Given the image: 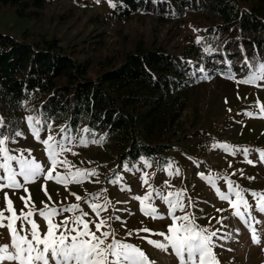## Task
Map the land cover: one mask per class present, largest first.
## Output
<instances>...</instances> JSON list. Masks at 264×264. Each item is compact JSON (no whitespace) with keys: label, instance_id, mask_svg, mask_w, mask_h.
<instances>
[{"label":"trees","instance_id":"trees-1","mask_svg":"<svg viewBox=\"0 0 264 264\" xmlns=\"http://www.w3.org/2000/svg\"><path fill=\"white\" fill-rule=\"evenodd\" d=\"M59 1L62 0H0V4L13 8L20 19L36 20L43 8ZM142 15L158 16L165 23L199 16L197 23L201 22L200 18L204 21L198 27V36L203 38L202 44L214 51L206 53L196 40L177 54L163 46H138L121 63L107 59L93 78L89 75L91 63L73 60L54 39L31 43L0 32V118L7 130L23 131L26 115L42 113L54 118V129L70 126V134L77 138V144L85 127L96 138L106 135L102 148L116 164L107 178L106 188L111 186L118 191H122L121 187L130 188L131 191H124L130 196L143 186L144 172L153 171L154 186L161 188L162 182L170 179L168 163L172 164L171 171L177 165L173 155L180 120L189 106L192 91L205 82L196 80L191 73L203 66L210 76L221 77L212 70L223 69L225 65L217 61L225 59L239 73L244 55L264 56V0H164L160 3L123 0L122 7L111 9L110 17L130 20ZM141 157L151 163L150 168L145 167ZM123 162L132 170L125 171ZM117 175L122 180L118 184L110 183ZM169 184L173 187L175 182ZM126 206L129 208L122 210L130 213L134 203ZM258 217H261L259 213ZM236 226L231 224L232 228ZM240 226L239 233L251 240L249 230L242 223ZM260 234L262 243L251 244L253 248L264 244V236ZM239 239L223 241V248L217 250H228L227 244ZM144 246L149 244L144 241ZM177 260L174 261L177 263ZM222 264L228 263L223 260Z\"/></svg>","mask_w":264,"mask_h":264},{"label":"rangeland","instance_id":"rangeland-1","mask_svg":"<svg viewBox=\"0 0 264 264\" xmlns=\"http://www.w3.org/2000/svg\"><path fill=\"white\" fill-rule=\"evenodd\" d=\"M111 9L107 0L100 1L98 4L95 3V0L82 2L62 0L43 8L39 12L38 19L27 20L18 18L13 8L0 4V32L12 35L17 39H25L31 43L54 39L63 48L62 52L72 57L73 60L89 61L91 63L89 75L95 78L107 59L121 63L138 46H163L175 54L180 53L193 40L197 39L198 33L193 29L198 30L199 25L204 21L203 18H200L201 22L197 23L198 18L196 17L199 16L193 15L183 22L169 21L168 23L162 22L158 16L151 15L137 16L130 20H115L110 17ZM225 99H227V103H225ZM257 100L264 103V90L253 86L237 85L221 77L211 76L210 80L205 81L192 91L189 106L183 113L177 129L178 137L175 142L177 149L174 155L172 154L173 162L177 165L172 171L175 172L178 168L180 170L179 175L172 176L173 178L170 176V179L162 182L163 185L160 188L154 186L156 181L154 172L147 171L149 184L155 189L165 194L167 191L184 190L186 192L185 203H187V197H191L196 202V208L192 211L197 216L216 217L217 219L212 220V225L215 228L226 231L233 229L228 232L232 235L231 239L240 237L239 242L234 240L228 243L226 247V249L231 250L235 248L234 251L236 252L217 250L228 264H264V244L261 248H253L251 245L253 243L246 238V234H236L237 230L239 232L242 230L240 226L242 222L232 215L233 210L227 202L220 201L215 189L208 184L207 180L201 179L200 173L213 177L229 176L249 192L264 191V164L260 163L257 153L256 156L253 151L249 156V159L256 163V166L253 167L244 162L243 155L240 153L233 156L225 153L219 147H212L213 144L227 143L239 149L247 147L264 150V119L258 120V118H248L243 115L246 111L257 110L250 107ZM237 113L241 114L238 115ZM55 130L58 132L59 129ZM23 133L24 138H17V143L10 144L9 147L16 149L15 154H19L20 150H25V155H28L27 150H31V157L47 168L49 162L44 146L30 134L27 124ZM46 135L47 133H43L41 139L46 138ZM73 151L77 152L78 155L72 156L69 153L66 154L67 158L77 167L89 170L96 169L99 173V183L95 182L97 179L95 177L90 178L82 185H70L69 189L57 185L54 181L46 182L43 179L29 183L27 188L36 208L43 207L42 201L55 202L56 206L78 203L70 193H76L84 199H90L92 194L106 189L104 195L111 203L115 204L104 215H119L127 221L125 226H121L120 223L113 225L119 231L120 237L125 236L126 230L139 229L142 226H147L155 231H166V226L171 223L170 218L153 221L141 213L140 203L132 199L133 196L111 186L106 188L107 178L112 175V170L116 168V164L107 157L102 147L95 145L79 147L74 142ZM229 163L232 165L231 168ZM239 170L243 171V178ZM233 172H236V175H231ZM250 176L255 177V179L248 180L247 177ZM168 181L175 182V185L170 188L167 187L165 182ZM44 184L47 185V192L52 198L51 202L47 200L44 191H42ZM216 186L221 191L227 192V185L222 179H217ZM147 191L148 185L143 184L134 196L143 197ZM5 192L13 200L17 213L21 209H25L20 197L27 196V194L23 190L13 192L8 189L0 191V209L5 206ZM246 199L253 205L252 213L256 217L258 212L255 211V201L250 195H247ZM132 202L134 203L132 209L136 210L135 212L132 210V212L127 213L122 210L128 209L129 206L126 205ZM79 203L82 204L85 211L90 212L86 204H83L82 201ZM148 204L156 207L159 214L166 215L167 207L160 199L145 202V206ZM199 209L203 211L201 212ZM217 209H225V211L220 213L217 212ZM90 215L94 214L90 213ZM260 215L261 217L257 219L264 223V214ZM35 219L38 224L44 222V225L39 224L40 230L41 232L46 231L45 221L38 215ZM58 219H63V217ZM220 219L223 220V227L217 222ZM198 223L208 225V219L201 218ZM233 223L237 225L235 228L231 227ZM262 225L256 227L264 236V226ZM144 234L146 233H140L142 236ZM153 237L156 240H162V237ZM129 242L140 246L151 258L150 260L156 264H178V260L171 249L165 253L153 246H144V241L135 235L130 238ZM218 242L223 241L219 240ZM9 243L8 230L0 229V246ZM219 259L223 262L220 257ZM174 260H177V263Z\"/></svg>","mask_w":264,"mask_h":264},{"label":"snow or ice","instance_id":"snow-or-ice-1","mask_svg":"<svg viewBox=\"0 0 264 264\" xmlns=\"http://www.w3.org/2000/svg\"><path fill=\"white\" fill-rule=\"evenodd\" d=\"M107 2L113 9L123 6V0H107ZM153 2L160 3L164 0H153ZM95 3H100V0H95ZM202 40V37L197 36L195 43L202 45L204 51L211 54L214 49L207 44H202ZM241 52H244L243 47H241ZM186 63L192 64L191 61ZM217 63H223L225 67L212 71L222 78L237 85L253 86L264 90V56L244 55L239 66V73L233 69L231 61L225 59ZM191 76L199 81L211 79L209 70L203 66L196 68ZM250 107L257 110L246 111L243 113L244 116L264 119V103L257 100ZM53 119L43 116L42 113L26 117L30 134L44 146L47 153L49 166L45 168L42 163L31 157V150H27L28 155H25V150H20L19 154H15L16 149L10 148L9 145L17 143V138H24V133L18 128L8 131L5 121L0 118V130H3L0 131V191L4 189L13 192L23 190L27 194V196L20 197L26 210L21 209L19 213L8 193L4 194L5 206L0 209V229L8 230L10 243L0 246V264L4 262H12V264H155L140 246L129 242L133 235L165 253L171 249L178 259V264H222L216 250L223 248V244L217 241H226L231 239L232 235L226 232L221 233L220 229L212 225V220L217 219L216 217L197 216L192 211L196 208V202L191 197H187V203H185L186 192L184 190L167 191L165 194L155 189L149 184V173L147 172L141 176L143 184L148 185L147 194L143 197L133 196L132 199L140 203V211L145 217H150L153 221L170 218L171 223L166 226V231H155L142 226L139 229L126 230L125 236L120 237L119 231L113 225L120 223L121 226H125L127 221L119 215H104L110 208H113L111 201L104 195L106 189L92 194L90 199L70 193L78 203L56 206L55 202H51L52 198L47 192V185L44 184L42 191L51 203L42 201L43 207L36 208L27 188L29 183L43 179L46 182L54 181L65 189H69V186L73 184L82 185L93 177L97 178L95 182L99 183V173L96 169L77 167L67 158L66 154L69 153L72 156L78 155L73 151L77 138L70 134V126L60 127L57 132L53 127ZM82 132L83 135L78 140L79 147L90 145L102 147L106 143V135L96 138L95 133L87 127L83 128ZM43 133L47 135L46 138L41 139ZM212 147H219L233 156L240 153L243 155L244 162L253 167L256 163L249 159V156L254 151L258 154L260 163L264 164V150L262 149L247 147L239 149L227 143L213 144ZM141 160L145 167H151L148 160L143 157ZM122 167L125 171L132 170L127 162H123ZM167 167L169 176L179 175L178 168L175 172L171 171V162ZM229 167H232L231 163ZM239 171L243 178V171ZM231 175H236V172ZM200 177L207 180L208 184L215 189L220 201L229 204L233 210L232 215L239 218L249 230L252 243L257 246L261 245V234L256 226L262 225V222L253 215V205L246 199V196L250 195L255 201V211L264 214V191L249 192L229 176L213 177L200 173ZM217 179H222L226 183L227 192L221 191L216 186ZM247 179L251 181L255 177L250 176ZM121 180L122 177L117 175L110 183L118 184ZM165 184L171 187L168 182ZM121 190L131 191L130 188L123 187ZM157 198L166 205V215L159 214L158 209L151 204L145 206V202ZM81 201L87 205L90 212L84 210L82 204L79 203ZM199 211L203 210L199 209ZM223 211L225 209H217V212L222 213ZM37 215L45 221L46 231L44 232H41L40 225L35 219ZM59 217L63 219H58ZM201 218L208 219V225L199 224L198 221ZM217 222L223 227L222 219ZM142 232L147 235H140ZM236 234H239L238 230ZM153 236L162 237V240L152 239ZM228 250L231 251V249Z\"/></svg>","mask_w":264,"mask_h":264}]
</instances>
